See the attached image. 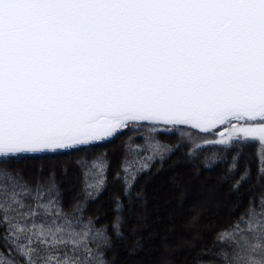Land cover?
<instances>
[{
  "label": "snow or ice",
  "instance_id": "snow-or-ice-1",
  "mask_svg": "<svg viewBox=\"0 0 264 264\" xmlns=\"http://www.w3.org/2000/svg\"><path fill=\"white\" fill-rule=\"evenodd\" d=\"M184 126L215 138L190 147V158L223 150L204 167L227 162L237 206L250 193L194 264H264V0H0V264H116L126 208L147 203L137 180L179 147L159 134ZM125 131L111 221L87 211L107 187V153L76 161L84 199L67 209L54 168L6 167Z\"/></svg>",
  "mask_w": 264,
  "mask_h": 264
},
{
  "label": "trees",
  "instance_id": "trees-1",
  "mask_svg": "<svg viewBox=\"0 0 264 264\" xmlns=\"http://www.w3.org/2000/svg\"><path fill=\"white\" fill-rule=\"evenodd\" d=\"M193 134L198 136L194 139L201 144V135ZM143 135L150 136V130L146 129ZM128 136L129 133L125 131L107 144H96L78 152L45 158L13 161L6 167L23 169L25 175H35L37 169L43 168L45 176L49 169L54 168L67 209L75 200L84 199L76 161L81 158L91 161L107 153L112 164L107 173V187L98 199L89 202L87 211L93 216L99 214L101 221H111L113 197L122 196V185L119 180L113 181V173L119 169L123 154L121 144ZM158 138L162 145L175 148L179 144V147L164 159L162 166L157 161L150 171L137 180L136 190L143 188L147 203L141 206L139 201H135L130 211L126 208L124 231L127 240L119 242L115 248L116 264H194L198 257L206 258L201 249L212 244L214 233L232 224L247 206L250 193H245L243 202L237 206L240 194L230 191L231 180L222 177L227 162L204 167V156H210L213 152L223 156V150L206 146L195 158H190L186 153L195 145L185 142L179 132L161 133ZM137 143L142 144V141L137 139ZM255 149L254 144L246 145L243 149L245 157L251 156L252 159L253 181L249 183L254 182L256 175ZM62 167L67 169L66 176L61 175ZM256 190L259 191V186ZM208 192L213 193V197L216 195V198L228 201V204L222 209L207 205L205 196ZM133 226L136 228L134 235L130 231ZM202 226L206 228L205 233L201 232ZM136 237L143 238L142 248L135 255H129L128 248Z\"/></svg>",
  "mask_w": 264,
  "mask_h": 264
},
{
  "label": "rangeland",
  "instance_id": "rangeland-1",
  "mask_svg": "<svg viewBox=\"0 0 264 264\" xmlns=\"http://www.w3.org/2000/svg\"><path fill=\"white\" fill-rule=\"evenodd\" d=\"M173 132H179L180 135L182 136V138H185L184 141L187 142V143H189V144H192V145H197L198 142H199L198 140H195L194 139V137H198V136L195 135V134H193V133L200 134L201 135V141H203L204 139H208L210 141H212V140L215 139L213 137L205 136L204 134L200 133L197 130H190V129H188V127L176 128ZM228 132H230V129L229 128H227V133ZM195 169H196V172L198 171V173H199V170L197 168H195ZM212 194L213 193L208 192L207 195L205 196L206 197V200H207V205L212 206V207H218V208H221L222 209V208H224L228 204V201L222 200V199L220 200V199L216 198V195L213 197ZM201 232L202 233H205L206 232V228H204L202 226L201 227ZM182 248H184V246H182Z\"/></svg>",
  "mask_w": 264,
  "mask_h": 264
},
{
  "label": "water",
  "instance_id": "water-1",
  "mask_svg": "<svg viewBox=\"0 0 264 264\" xmlns=\"http://www.w3.org/2000/svg\"><path fill=\"white\" fill-rule=\"evenodd\" d=\"M187 127V126H184ZM198 131V130H197ZM227 133V128H223L222 135Z\"/></svg>",
  "mask_w": 264,
  "mask_h": 264
}]
</instances>
